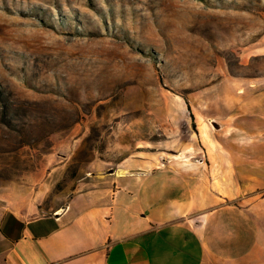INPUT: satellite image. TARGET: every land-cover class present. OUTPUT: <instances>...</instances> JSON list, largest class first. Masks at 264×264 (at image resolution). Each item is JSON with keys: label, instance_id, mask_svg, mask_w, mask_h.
<instances>
[{"label": "rangeland", "instance_id": "obj_1", "mask_svg": "<svg viewBox=\"0 0 264 264\" xmlns=\"http://www.w3.org/2000/svg\"><path fill=\"white\" fill-rule=\"evenodd\" d=\"M262 127L264 0H0L3 199L44 186L57 206L121 164L201 181Z\"/></svg>", "mask_w": 264, "mask_h": 264}, {"label": "crops", "instance_id": "obj_2", "mask_svg": "<svg viewBox=\"0 0 264 264\" xmlns=\"http://www.w3.org/2000/svg\"><path fill=\"white\" fill-rule=\"evenodd\" d=\"M235 151L213 154L201 181L180 163L121 164L57 206L44 186H10L0 264H264V147Z\"/></svg>", "mask_w": 264, "mask_h": 264}]
</instances>
